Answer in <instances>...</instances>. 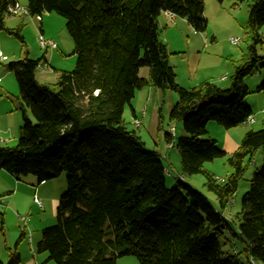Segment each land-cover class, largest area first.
Instances as JSON below:
<instances>
[{"label":"trees","instance_id":"trees-1","mask_svg":"<svg viewBox=\"0 0 264 264\" xmlns=\"http://www.w3.org/2000/svg\"><path fill=\"white\" fill-rule=\"evenodd\" d=\"M250 1L252 44L234 64L230 85L206 81L184 88L160 37L159 17L171 13L204 32L205 0H29L32 16L57 12L66 18L77 54L75 68L60 70L53 84L36 76L46 53L8 64L20 89L22 126L16 145H0V170L18 179L33 174L39 182L68 174L56 224L43 229L40 252L57 264H117L130 255L138 264H264V158L235 219L225 215L257 151L264 155V126L247 130L231 154L205 137L211 121L231 129L254 114L244 100L250 94L246 78L264 60L257 52L264 45V0ZM14 2L0 0V29L25 43L23 24L5 26ZM143 66L150 68L149 78L140 76ZM147 84L178 94L170 120L182 122L186 135L165 134L181 158L173 187L167 186L162 154L147 149L124 119L126 105ZM258 91L264 92V80ZM225 157L231 172L219 179L206 164ZM196 174L206 177L204 187L218 206L187 181ZM236 242L240 250H224ZM20 261L12 250L7 264Z\"/></svg>","mask_w":264,"mask_h":264},{"label":"rangeland","instance_id":"rangeland-1","mask_svg":"<svg viewBox=\"0 0 264 264\" xmlns=\"http://www.w3.org/2000/svg\"><path fill=\"white\" fill-rule=\"evenodd\" d=\"M17 1L22 6H28L29 3V0ZM250 3V0L245 2H239L238 0H205V17L208 20V25L204 32L195 30L185 18L177 16L172 19L161 14L159 17L160 37L168 46L170 63L176 73V82L181 87L192 88L195 85H190L188 82L193 79L199 80L201 75L218 74L217 69L225 65L228 66V69L231 68L233 75L234 62H242L246 53L249 52V46L252 44L248 30ZM42 16L44 21L38 20V15L6 16V28L12 29L19 24H23L22 34L25 43L21 42L15 35L10 34L6 29H0V50L8 56V60L0 61V76L4 77L3 83L0 82V85H3L5 81L9 82L12 80V83L7 84V86H13L12 90L17 92V94L20 93L18 81H16L15 72L10 70L8 66L10 62L24 58L26 55L33 59L42 58L46 53L47 60L51 64H47V61L42 59L41 67L38 68L36 76L40 82L51 84L56 83L60 70L71 71L77 63L75 41L67 29L66 18L57 12H43ZM42 23L43 26L41 27ZM42 30L45 31L46 38L57 42L58 46L54 49L55 52L50 49L46 50L40 45L39 37L42 34ZM260 33L264 40V25ZM214 37V44H212ZM233 37L239 38V42L234 44L231 41ZM257 52L259 55L264 54L263 44L257 46ZM139 74L143 78H149L150 68L148 66L141 67ZM230 76L227 84L231 78ZM257 79L259 83L251 88L253 86L251 84L256 82ZM246 80L251 82H249L251 89L250 94L246 96L244 101L253 109V113L256 116L261 113L255 109L257 104H260V108H264V92L258 91V87L264 80V60L257 63L254 73L248 76ZM11 99L16 101V97L13 95ZM177 101L178 94L175 91L160 89L153 84H147L136 90L131 104H127L124 111V119L128 127L136 130L144 141L145 147L150 150H157L162 154L164 164L168 170L166 174L168 187L176 185V176L181 173V158L176 146L169 147L167 145L165 134L173 130L177 137L186 135L182 122L170 120V113ZM9 106V104H6V108H9ZM16 108L18 109V104ZM133 108L136 111V115L133 112ZM18 113L21 115L19 109ZM10 119L12 123L15 124L16 122L17 124L15 113ZM32 120L36 122L34 117ZM247 125H253L254 128L258 129L261 122L258 121L255 124ZM207 129L209 134L205 137L218 140L219 147L223 149L224 144H227L226 135L229 129L215 121L209 122ZM236 130L232 128L230 131L235 133ZM230 135L232 136V134ZM19 136L20 128L18 139L10 144L16 145ZM232 139L238 141V137ZM241 140L242 138L240 142ZM263 158V151L259 149L256 153L254 164L247 170L231 205L225 211V215L230 220L235 219L236 213L240 211L243 196L250 189L251 179L255 171L262 166ZM206 168L222 179H225L231 172V167L227 163L226 157L207 163ZM67 177L68 174L65 171L56 178L44 181L42 183L47 182V184L42 186L40 190L35 189V186L40 183L38 177L33 174L21 176L20 179L12 176L15 181L14 184L0 179V187L7 188L13 192L11 196L0 198V250L4 254H9L5 249V245L14 248L22 230L27 228V236L21 243L23 244L21 248L26 251L25 253L32 255L31 244L33 243H30V236L32 235L34 240L38 236L42 238L43 229L56 224L60 198L68 188ZM29 179L36 181L32 191H30L32 183ZM187 181H190L198 190L205 193L214 205L218 206L216 196L204 187L206 177L203 174L190 176ZM18 183H20V186ZM35 197L41 200L42 205L34 201ZM223 248L225 251H236L241 249V244L236 242L233 246L224 245ZM120 259L128 263L134 262L138 264V258L134 255L121 257ZM53 263L56 264V262Z\"/></svg>","mask_w":264,"mask_h":264},{"label":"crops","instance_id":"crops-1","mask_svg":"<svg viewBox=\"0 0 264 264\" xmlns=\"http://www.w3.org/2000/svg\"><path fill=\"white\" fill-rule=\"evenodd\" d=\"M15 1H17V0H15ZM163 14L167 18H172V19H175L176 18V16H174V17L169 16L168 13H163ZM42 21H44L43 16H42ZM42 26H43V23L41 24V27ZM42 35L45 36V31L44 30H42ZM214 39H215V37L212 39V44H214V42H213ZM50 50H53L54 51V49H50ZM45 60L47 61V64H49V65L51 64L50 61L47 60V56L45 57ZM169 61H170V59H169ZM234 64H237V62L235 61ZM217 71H218V74L201 75V76H199V80H194L193 79L192 81H190L188 83H190V85H193L194 84L196 86V85H198L200 83H203V82H206V81H212V82H215L218 85L223 86V87L229 86L230 85V80H229V83L228 84H227V82H228V79H229V75L232 76L231 68L228 69V66L225 65L222 68L217 69ZM8 72H10V71H8ZM0 78H1V81L0 82L3 83L4 77L2 78L0 76ZM194 81H197V82H194ZM249 82L250 81H247L246 80V84L248 85L249 89L255 87L259 83L258 82V79H257L256 82H254L253 84H251L253 86H251V88H250ZM11 83H12V80L9 81V82L5 81V83L3 85H0V145H10V146H13L10 143L15 142L16 139H18L19 128H21V126H22V115H20L18 113L19 104H18V101H17V96H19L20 93L17 94V92H14V90H12V87L13 86H11V87L10 86L9 87L7 86V84H11ZM19 91H20V89H19ZM10 93H13V94H10ZM12 95L16 97V101L11 99ZM6 104H9L10 105L9 108H6ZM17 104H18V109L16 108ZM10 107H11V109H10ZM255 109H256L257 112H261V113H262V111H264V108H260V104H257V106H256ZM133 112L136 115V111L134 110V108H133ZM14 113H15V117L17 118V120H16L17 121V124H16V122H15V124L12 123L11 122V119H10V117L13 116ZM261 113H258L255 116L256 117V122L255 123H257L258 121L261 122V125H260V127L258 129H260V128H262L264 126V122L262 120V114ZM16 125H17V127H16ZM250 128H254L253 125L241 124V125L237 126L236 128L235 127L233 128V129H237L235 133H231L230 130L232 128L229 129L228 132H230V133L227 132V135H226L227 136V140H226L227 144H224V148L223 149L227 153H229V154L235 152L239 148V146L241 144L240 139L243 138L245 132L247 130H249ZM254 129H256V128H254ZM17 130H18V132H17ZM230 134H232V136ZM236 137H238V141L235 140V139H232V138H236ZM239 142H240V144H239ZM11 175H12L11 173H9V172H7V171H5L3 169L0 170V179H4V180L8 181L9 183L14 184L15 181L12 178L13 175L12 176ZM218 178L219 179H222L221 177H218ZM29 181L32 183L31 184L32 187L30 186V191H32L34 189L33 186L35 185L34 183L36 181H34V179H29ZM39 183L40 184L38 186H35V189H37V190H40V188L42 186H44L45 184H47V182L46 183L39 182ZM18 185L20 186V183H18ZM11 194H13L12 191H9L7 188L0 187V198L6 197L8 195L11 196ZM9 198L11 199V197H9ZM23 230H24V236H23L22 239H20V237H21V235H20V237H19L18 241L16 242L14 248L5 245V249L9 253L8 255L7 254H4L3 251L0 250L1 253H2L0 255V260H2L3 263L7 264L8 260H9L10 252L12 250H14V249H17L18 252L20 253V256H21V261H20L19 264H54L53 263L54 261L49 258V253L48 252H40L39 250L37 251V249H38V243L41 240V236L36 237L35 240L32 238V235L30 236V239H31L30 243H33V244H31V252H32V255L25 253L26 251L23 248H21V245H23L21 243L23 242V240L27 236V228H24ZM23 230H22V232H23ZM24 246L27 247L25 244H24ZM117 264H137V263H134V262L133 263H128V262H125V261H121V259L119 258L117 260Z\"/></svg>","mask_w":264,"mask_h":264},{"label":"built area","instance_id":"built-area-1","mask_svg":"<svg viewBox=\"0 0 264 264\" xmlns=\"http://www.w3.org/2000/svg\"><path fill=\"white\" fill-rule=\"evenodd\" d=\"M168 14L169 16L174 17L173 14L171 13H168ZM7 15L8 16H23V15L29 16L31 14H30V10L28 6H22L19 2L16 1L9 5L8 10H7ZM38 20L42 21V16L38 15ZM239 40H240L239 38H235V37L231 39V41L234 44L238 43ZM39 42H40V45L46 50L55 49L58 46L56 41H54L53 39H48L42 34L39 37ZM6 60H8V56L0 50V61H6ZM42 71H44V69H42ZM0 81H1V78H0ZM262 120L264 122V111H262ZM255 122H256V117L254 114L251 115L246 121L247 124H252ZM137 124L140 125L139 122H137ZM34 201L42 205V202L38 197H35Z\"/></svg>","mask_w":264,"mask_h":264}]
</instances>
